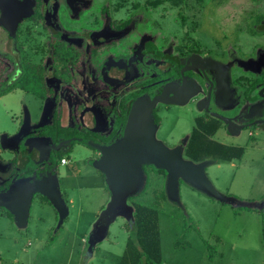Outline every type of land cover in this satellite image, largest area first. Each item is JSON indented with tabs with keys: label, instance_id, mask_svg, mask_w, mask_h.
I'll return each mask as SVG.
<instances>
[{
	"label": "flooded vegetation",
	"instance_id": "1",
	"mask_svg": "<svg viewBox=\"0 0 264 264\" xmlns=\"http://www.w3.org/2000/svg\"><path fill=\"white\" fill-rule=\"evenodd\" d=\"M207 10L220 34L200 41ZM183 81L182 103L152 110L157 130L162 108L191 103V132L264 135V0H0V193L33 175L60 182L61 160L80 144L92 167L134 101ZM191 132L173 147L185 160Z\"/></svg>",
	"mask_w": 264,
	"mask_h": 264
},
{
	"label": "rangeland",
	"instance_id": "2",
	"mask_svg": "<svg viewBox=\"0 0 264 264\" xmlns=\"http://www.w3.org/2000/svg\"><path fill=\"white\" fill-rule=\"evenodd\" d=\"M209 14L208 10L202 14V30L196 33L200 41L206 31L219 37V28L213 29ZM217 20L215 24L220 22L219 17ZM222 23L223 28H232L229 20ZM192 106L188 103L161 109L162 124L156 138L167 140L168 149L194 127L198 111ZM252 133L230 136L217 132L214 140L242 147L244 153L240 159L225 163L209 159L212 162L205 173L222 195L263 205L261 210L221 203L181 180L178 201L171 200L166 194V177L152 165L143 166L146 182L126 205L132 211V203L158 209L163 264H264V135ZM88 155L87 146L77 145L69 154L68 164L60 166L59 190L68 209L61 225L58 211L48 200L33 199L25 228L17 227L13 217L0 209V264H118L128 235L125 225L132 218H116L107 237L90 249L87 237L106 207L109 192L101 175L82 162Z\"/></svg>",
	"mask_w": 264,
	"mask_h": 264
},
{
	"label": "water",
	"instance_id": "3",
	"mask_svg": "<svg viewBox=\"0 0 264 264\" xmlns=\"http://www.w3.org/2000/svg\"><path fill=\"white\" fill-rule=\"evenodd\" d=\"M199 67L201 70H213L216 74L220 71L217 66L204 62ZM186 87L188 86L183 81L180 87L173 84L165 87L151 101L145 98L134 101L121 137L110 146H95L100 156L91 162V166L103 175L110 199L88 234L90 249H94L107 237L109 227L116 218L126 221L133 219V211L126 205V201L143 187L144 165H152L166 173V194L171 200L178 201V185L181 180L221 203L244 209L263 208V205L242 203L222 195L213 187L205 173L212 161L193 163L185 160L181 146L168 149L156 138L157 128L153 123L152 110L159 103H182L180 100ZM222 120L230 124L229 120ZM34 195L44 197L55 207L61 225L68 215V209L61 196L56 175H43L40 178L33 175L11 182L7 190L0 193V209L13 217L17 227L25 228Z\"/></svg>",
	"mask_w": 264,
	"mask_h": 264
},
{
	"label": "trees",
	"instance_id": "4",
	"mask_svg": "<svg viewBox=\"0 0 264 264\" xmlns=\"http://www.w3.org/2000/svg\"><path fill=\"white\" fill-rule=\"evenodd\" d=\"M217 129L216 124L210 130L194 128L189 142L184 148L185 158L193 163H200L208 159L218 163L240 159L244 153V148L225 145L211 139ZM143 172L146 182L147 172L145 173L144 168ZM156 172L165 176L163 170L156 169ZM38 198L43 202H47L44 197L38 196ZM131 205L133 207V219L126 224L127 226L125 225L128 235L118 264H163L158 209L141 203H132ZM1 212L12 218L7 211L2 210Z\"/></svg>",
	"mask_w": 264,
	"mask_h": 264
},
{
	"label": "crops",
	"instance_id": "5",
	"mask_svg": "<svg viewBox=\"0 0 264 264\" xmlns=\"http://www.w3.org/2000/svg\"><path fill=\"white\" fill-rule=\"evenodd\" d=\"M226 145V144H225ZM231 146V145H230ZM68 163H66V164H61V166H65V165H67ZM92 169H94L93 167H91ZM96 173H97V175H101L100 177L104 180V178H103V175L100 173V172H98L97 170H94ZM109 199H110V195H109ZM109 201V200H108ZM108 203V202H107ZM31 208V207H30ZM102 211V210H101ZM29 213H30V210H29ZM100 214V213H99ZM99 216V215H98ZM98 216H97V218H98ZM28 219H29V216H28ZM97 220V219H96ZM95 220V221H96ZM27 222H28V220H27ZM95 223V222H94ZM93 226V225H92ZM92 229V228H91ZM96 247V246H95Z\"/></svg>",
	"mask_w": 264,
	"mask_h": 264
},
{
	"label": "built area",
	"instance_id": "6",
	"mask_svg": "<svg viewBox=\"0 0 264 264\" xmlns=\"http://www.w3.org/2000/svg\"><path fill=\"white\" fill-rule=\"evenodd\" d=\"M67 163V160L65 159V158H63L62 160H61V162H60V164H66Z\"/></svg>",
	"mask_w": 264,
	"mask_h": 264
}]
</instances>
